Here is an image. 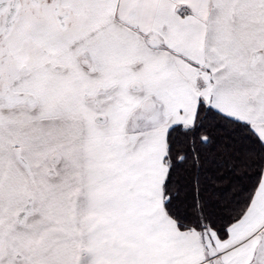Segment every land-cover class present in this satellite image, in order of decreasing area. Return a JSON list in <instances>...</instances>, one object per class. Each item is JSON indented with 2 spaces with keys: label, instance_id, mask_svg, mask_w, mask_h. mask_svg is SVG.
<instances>
[{
  "label": "snow or ice",
  "instance_id": "1",
  "mask_svg": "<svg viewBox=\"0 0 264 264\" xmlns=\"http://www.w3.org/2000/svg\"><path fill=\"white\" fill-rule=\"evenodd\" d=\"M0 264H264V0H0Z\"/></svg>",
  "mask_w": 264,
  "mask_h": 264
}]
</instances>
